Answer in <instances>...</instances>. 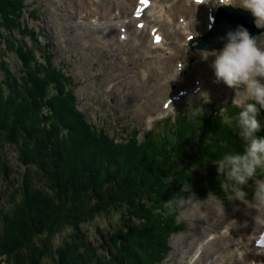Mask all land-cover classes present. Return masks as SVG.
<instances>
[{
    "label": "trees",
    "instance_id": "obj_1",
    "mask_svg": "<svg viewBox=\"0 0 264 264\" xmlns=\"http://www.w3.org/2000/svg\"><path fill=\"white\" fill-rule=\"evenodd\" d=\"M25 1L0 0L4 26L0 40L5 38L7 54L14 49L16 34L21 47L13 51L22 61V75L0 61L7 88L0 87V144L21 141L20 161L38 168L27 172L40 186L30 179L22 190L23 205L16 206L11 217L0 213L4 224L0 256L6 264H42L53 254L56 264H156L159 246L167 245L165 238L163 245L159 243L161 236L176 231L178 198L190 193L219 197L225 191L219 188L213 163L243 150L235 119L238 109L212 110L196 118L179 115L161 131L159 141L146 136L138 143L134 132L126 141L115 142L77 112L75 97L60 77L59 64L54 66L49 46L39 48L44 57L37 62L36 51L23 42L28 38L34 47L40 44L37 36L43 35L30 31L21 18L23 10L29 14ZM5 56L1 51L0 59ZM43 73L50 77L43 79ZM49 85L57 96L47 97ZM63 103L70 120L63 117L67 114ZM75 113L79 119L74 121ZM258 119L264 124V111ZM258 135H264V128ZM194 168L202 169L201 174ZM184 183L191 192L181 191ZM118 209L126 219L115 231L117 249L105 239L95 246L80 225ZM67 228L68 238L53 249V236Z\"/></svg>",
    "mask_w": 264,
    "mask_h": 264
},
{
    "label": "rangeland",
    "instance_id": "obj_2",
    "mask_svg": "<svg viewBox=\"0 0 264 264\" xmlns=\"http://www.w3.org/2000/svg\"><path fill=\"white\" fill-rule=\"evenodd\" d=\"M135 1L26 0L24 2L29 14L31 13L29 15L22 11L21 18L25 21V25H28L30 31L36 35L39 31H42L43 35L37 36L40 44H34V47L28 38L23 42H26L29 51H36L37 62H43L44 57V52L39 48L49 46L54 57V66L59 64L60 77H63L68 90L75 97V108L84 115L82 117L85 122L92 124L94 130L101 129L118 143L123 139L126 141L135 132L136 140L142 144L146 136L153 137L155 141L162 139L161 131L166 130V125L174 122L179 115L196 118L208 116L214 113L212 110L217 111L219 108L225 110L235 107L231 104L233 89L216 81L210 67L213 58L203 57L205 52L213 49L206 51L194 49L197 42L192 39L206 33L209 27L204 18L195 20L194 13L198 9L196 5L191 6L183 2L178 8L171 7L170 21L166 19L160 29L164 43L162 49H153L149 45L151 27L156 25V21L152 19L148 26L145 24V35L139 31L132 37L130 32L129 41L116 43V30L126 25L130 19L129 14ZM232 3L235 6L236 0H232ZM128 6H130L129 10H127ZM148 11L149 9L145 13ZM161 14L152 16L160 21V17L164 18ZM190 15L194 21L188 25V28L193 34L180 26V21ZM3 28L0 22V39L1 35H4ZM13 38V41L16 40L13 50H20L17 35L15 34ZM255 38L258 45L264 47V32L259 33ZM6 46L5 38L0 40V53L5 51L6 55L1 57L0 61H3L11 72L15 74L19 72L22 75V61L15 56L13 50L6 54ZM21 49L23 51V48ZM41 76L43 79L50 77L45 73ZM4 79V73L0 69V87L6 91V85L2 81ZM198 84L202 90L201 97H185V90L195 88ZM50 88L51 85L47 87V97L57 96L58 93ZM205 93L209 99L207 103L203 101ZM174 98H177L175 102ZM64 103L63 109L67 110V114L63 117L65 120L67 118L70 120L71 114ZM166 103L171 106L169 111L158 116ZM75 119H79L76 113L73 117L74 121ZM20 145L21 141L18 145L9 142L0 144V213L7 217L12 216L16 206L23 205V187L28 188L31 180L37 188L40 186L37 178L30 177L31 174L27 172L28 169L38 170V168L20 161L18 148ZM4 169L7 177L4 175ZM194 169L201 174L202 169ZM147 173V169H144L145 176ZM26 174L29 179H26ZM251 184L252 181H249V185ZM245 190L250 195L251 187L246 186ZM204 197L199 198L190 193L178 198L176 201L178 217L177 220L175 218L173 220L176 231L165 233L163 238L161 236L162 240L160 239L159 243L163 245V240L166 239L167 245H163V248L159 246L156 252L158 254L156 264L194 263L193 259L197 258L210 238V236L203 237L191 246L183 243L184 239L181 236L189 234L192 226L195 225L196 210L205 212L211 205L216 207L217 203L223 205V210L228 215L240 206L248 209L242 202L236 201L234 188L228 192L220 191L219 197L208 194ZM125 219V212L118 209L117 212L100 214L80 226L88 238L94 241V245L99 246L100 243L103 244V239L107 240L108 244L111 243L110 239L115 237V231ZM3 226V219L0 217V243ZM70 232L67 228L54 235L53 249L61 245ZM185 245H187L186 250L183 247ZM178 247L183 249V252ZM56 262V254H53L52 257L43 258L42 264H56ZM206 262L209 263V259ZM0 264H6L3 256H0Z\"/></svg>",
    "mask_w": 264,
    "mask_h": 264
},
{
    "label": "clouds",
    "instance_id": "obj_3",
    "mask_svg": "<svg viewBox=\"0 0 264 264\" xmlns=\"http://www.w3.org/2000/svg\"><path fill=\"white\" fill-rule=\"evenodd\" d=\"M224 5L250 13L255 26L264 28V0H236L235 6L229 0ZM222 40L220 49L205 52L203 57L213 58L210 67L216 81L233 89L231 104L238 109L237 135L244 146L242 152L227 153L213 164L219 188L226 191L233 187L236 201L254 210L252 219L264 225V172L258 171L264 170V135H258L264 128L258 119L259 113L264 111V47L242 26L226 32ZM203 101L209 102L206 93ZM223 111L219 108V112ZM235 185L240 187L235 188ZM246 186L251 187L250 195ZM181 191L191 192L190 186L184 183ZM216 212L224 215L222 204L217 203Z\"/></svg>",
    "mask_w": 264,
    "mask_h": 264
},
{
    "label": "bare ground",
    "instance_id": "obj_4",
    "mask_svg": "<svg viewBox=\"0 0 264 264\" xmlns=\"http://www.w3.org/2000/svg\"><path fill=\"white\" fill-rule=\"evenodd\" d=\"M183 2L191 6L196 5L198 9L194 13L195 20L204 18L209 26L208 31L214 26V16L218 6L229 3V0H199V2L197 0H136L135 4L132 5L133 8L131 6L130 19H128L126 25L120 26L116 30V43L129 41L131 39L130 32H132V37L137 35L139 31L145 35V24L148 26L152 19L154 22L156 21V25L151 27L152 34L149 45L153 49H162L164 43L163 37L160 35L161 26L166 19L168 22L170 21L169 11L171 7L178 8ZM129 8L130 6L127 7V10ZM148 9L149 11L145 13ZM123 11H126V9H123ZM159 13H162L161 15L164 18L160 17V21H157L155 20L156 17L152 15H158ZM193 21L194 19L191 15L186 16L185 19L180 21V26L191 34L192 32L189 30L188 25ZM117 37H120V39ZM185 91V97L198 98L202 95L200 93L202 91L200 84ZM176 100L177 98H174L173 101L175 102ZM170 107L169 104H164L161 108L162 111L160 110L157 115L160 116L164 112L169 111ZM253 215H255L254 210L246 209L242 206L233 211L231 215L224 211L223 216L217 215L214 205L209 206L205 212L200 211V209L196 210L194 213L195 225L192 226L189 234L181 236L184 239H182L183 243L191 246L195 241L201 240L203 237L210 236V238L205 243L201 253H198L197 258L193 259L194 263L192 264H264V225L255 223L252 219ZM187 245L183 246L184 249ZM178 249L180 248L178 247ZM180 251L183 252V249H180ZM208 259L209 263L206 262Z\"/></svg>",
    "mask_w": 264,
    "mask_h": 264
},
{
    "label": "water",
    "instance_id": "obj_5",
    "mask_svg": "<svg viewBox=\"0 0 264 264\" xmlns=\"http://www.w3.org/2000/svg\"><path fill=\"white\" fill-rule=\"evenodd\" d=\"M237 26L244 27L252 37H256L259 33L264 32V28H257L254 25V18L239 8L221 5L217 8L214 16V26L201 36L194 39L197 45L196 50L206 51L209 49L217 50L223 46L222 37L229 30H234ZM5 170V169H4ZM3 170V171H4ZM4 175L7 177L6 170ZM113 249L117 248V237L110 239Z\"/></svg>",
    "mask_w": 264,
    "mask_h": 264
},
{
    "label": "snow or ice",
    "instance_id": "obj_6",
    "mask_svg": "<svg viewBox=\"0 0 264 264\" xmlns=\"http://www.w3.org/2000/svg\"><path fill=\"white\" fill-rule=\"evenodd\" d=\"M197 2H199V0H197Z\"/></svg>",
    "mask_w": 264,
    "mask_h": 264
}]
</instances>
